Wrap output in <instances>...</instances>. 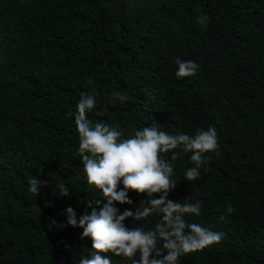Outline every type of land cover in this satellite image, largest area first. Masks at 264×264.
<instances>
[{
  "label": "trees",
  "instance_id": "trees-1",
  "mask_svg": "<svg viewBox=\"0 0 264 264\" xmlns=\"http://www.w3.org/2000/svg\"><path fill=\"white\" fill-rule=\"evenodd\" d=\"M177 58L196 74L177 79ZM114 91L129 100L110 102ZM81 92L103 112L88 118L124 138L153 122L170 134L213 125L218 147L197 180L183 178L189 153L164 154L168 198L199 201L190 222L222 233L179 264H264V0H0V264H78L91 247L64 224L66 207L79 217L98 197L79 178L68 115ZM33 177L48 182L36 196Z\"/></svg>",
  "mask_w": 264,
  "mask_h": 264
},
{
  "label": "clouds",
  "instance_id": "clouds-1",
  "mask_svg": "<svg viewBox=\"0 0 264 264\" xmlns=\"http://www.w3.org/2000/svg\"><path fill=\"white\" fill-rule=\"evenodd\" d=\"M198 22H205V18L199 17ZM174 63L177 79L194 76L199 67L192 60L177 58ZM128 100L127 93L110 94V102L124 104ZM97 103L95 93L81 92L75 111L68 113L78 138L79 178L89 191L98 193L92 199L95 206L88 205L90 212L77 217L71 205L64 209V224L81 229L80 238L91 242L78 264H112V256L121 257L125 264H179L180 257L218 243L221 232L188 219L200 215L199 201L181 203L168 198L176 182L172 165L164 158L165 153H171L170 159L175 160L176 149L189 153L192 166L185 169L183 178L186 182L197 180L208 159L206 154L217 150L216 128L209 125L193 134H170L153 122L124 138L117 127L88 118L89 113L103 115L102 111L94 112ZM27 183L28 192L35 196L48 184L37 177ZM54 191L59 198H69L70 189L63 183ZM130 192L143 194V198L134 204ZM123 205L128 207L121 211L118 206ZM231 211L229 205L227 212ZM149 217L155 222L146 228ZM126 221L134 226H127Z\"/></svg>",
  "mask_w": 264,
  "mask_h": 264
}]
</instances>
